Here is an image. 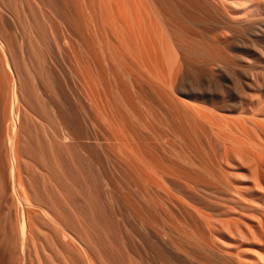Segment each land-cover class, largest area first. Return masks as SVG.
Instances as JSON below:
<instances>
[{
	"label": "rangeland",
	"instance_id": "1",
	"mask_svg": "<svg viewBox=\"0 0 264 264\" xmlns=\"http://www.w3.org/2000/svg\"><path fill=\"white\" fill-rule=\"evenodd\" d=\"M74 1L75 0H72V1L71 0H0V173H2V174H0V176L2 175L0 178H2L4 175L6 177V178L3 177L4 180L7 181L10 179V175H9L10 173H9V169H8L9 163H10L9 156L6 155L2 151L3 149L1 146H2L3 142L5 143V145L3 144V146H8V144H7L8 140L4 139V137H6L5 136V135H7L6 133H9L11 131L10 125L15 124L14 126L16 127V134H17L16 137H19L18 142L20 143L19 144V157H20V163H19V169L20 170H19V172H20V178L22 179V182L24 183V185H23L24 187L22 188V184H23L22 182H21L22 184L20 187H21V189H23L22 191L24 193L26 192L25 194H27V195L29 194L28 196H30L29 198H31V201L33 202V205H31V207L28 206L29 207L28 210L30 211V212H28V216H29L30 224H31L32 228H31V232H30L31 233V235H30L31 239L29 240L30 242H29L28 251H27L25 249L27 247L22 246V240L20 237V230H19L20 229L19 228L20 210H21V207L23 206L24 203L17 201L18 199L16 198V195H14L16 193L12 189H10L9 192L5 191L4 190L5 187H4V183H3L4 180H2L3 184H1V179H0V264H22L23 261H25L26 264H163L162 262L156 261V256H157L158 252H161L165 256H168V255L176 256L177 259L179 260V263L177 262V264H181V263L186 264L185 261H187V264H191L192 261L194 264H202V261L200 260L199 256L197 255V253L200 252L199 251L200 249L198 248L199 250H196V251H194V250H195V248L199 247L197 245L199 244L200 240L196 245V241L199 239V237L202 236L201 238L206 239L207 235H209L208 236L209 240L206 239L205 241H207L208 244H211L213 241H215L214 238L216 236H217L216 239L217 238H219L221 240L225 239L223 241H220L218 239L216 241L217 247L215 245H212L213 243H215V242H213L211 244L212 247H214V248L216 247V249L219 251L223 250V252H226L228 250L227 252L231 253V251H232V252H234L233 255H235V254L237 255L236 252L238 251L240 253V255L239 254L238 255L242 259H245L244 257L248 258L249 254H251L252 252H255L254 250H256V249L258 250V252L262 253L264 250V243L263 244L258 243V237L260 239L263 238L262 240L264 241V234L262 235V233H260V232L255 233V236H256V234L262 236V238H261V236H258V235L256 236V238H254L255 236H253L254 239H257V243L255 242L256 244L254 242L251 243V241H250V239L252 240L251 236H249V237L247 236V238L245 239V240L249 239L250 242H246L240 236H237L238 241L237 240H235V241L238 243L236 244L235 247H231V246H234L236 242L229 239L226 231L221 232V231H223L221 229L222 227L218 224H216L215 226H220V227H216L217 228L216 230L213 228L214 222L212 221V219H213L212 217H214V215H212V211L210 209H212L216 206H220L222 208L223 207H232L238 201L234 198L236 201L235 202L234 200H232L233 198L229 197V195H231V194H229V195L227 194L229 192L228 191L229 188H228L227 184H229V186L231 184H230V181H227V182H225V181L231 180V183L237 184L238 181L242 180L241 179L242 177L239 174H238V177H236V176H233L234 173H232L233 178H230V176H229V179L224 178L225 179L224 180L223 178H221L222 175L224 174L227 176V175H229V173L225 174V172H224L223 174H221L220 173L221 171H219V173L216 172L219 175H217L214 172V174L211 173V175L212 174L213 175L210 176L209 173H208L209 175H207V173L205 174V172L202 173L203 170L200 171V167L202 165H203L202 167H206L207 163H208L207 161L209 160V163H210L211 162L210 159H214L215 157H216V159H214V161L212 160V162H211V163L214 162L213 167H215V165H217L218 163L221 165H224V156L223 157L221 156V158H223V159L221 162L219 161V160H221L220 155H222L221 154V152H222L221 148L219 149L217 145H216L217 146L216 148H215V145H214V147L212 145V147H213L212 148L209 144H207L208 142L206 139H204V140H206V142L203 141V138H205L204 134L198 128H196V130L198 129L200 133L197 132L196 130H194V131H196L195 133H197L198 136L194 135V131L192 132L193 134L191 132H189L191 134H187V132H185L186 135L183 133L182 134L187 136V137L189 136L191 138V140L189 138H185V140L189 141L190 143L193 142V140H196V144L199 147L195 145V143H194L195 141L193 142L194 144L193 143L190 144L189 142H186L185 140H183V138L185 136L178 134L176 131L173 130V128L175 129V126L177 125V121L175 120L172 112L168 108H166V105L162 102V100H160V98L156 95V93L151 91L146 86L144 87V85L140 86V90H138V91H137V89H139V87H137V86L132 87V88H135V90H133L131 88L130 82L126 79V77L120 71L117 70V68H115L113 70V71H117V72L112 73L113 71H111V69H112V67L114 68V66L109 67L108 62L105 61L106 58L104 57V60H103L102 55L99 58V59H102L101 60L102 63L99 62L100 64L98 65V67L100 68V69L98 68L99 73H101L102 69L104 70V71H102L103 74L101 73L104 76H101V74H100V82H103L102 83L103 87L99 86L101 84L98 85L99 89L101 87V90H102V91L100 90V92H98V93L99 94L103 93L102 95L98 94V98H99L98 104L100 105L99 107L102 108V109H100V111L101 110L105 111L106 108H104V106H109L108 107V112H109L108 114L111 117H114L117 120H118L117 117H121L120 121L118 120L121 127L119 125H117L118 123L117 124L115 123V119L110 120L117 125V128L119 126L118 131L115 130V129H117L115 127L116 125L115 124H114L115 126L112 125L113 123L109 121L111 127H115V129L114 128H112V129H114L117 132L116 133L114 131L115 132L114 134L117 135L118 133H121V132L123 133L127 130H130V131H128L127 134H128V136H131V138L136 134V136L133 137L135 139L132 138V140L130 137L127 136L130 141L128 142V139H127L126 140L127 143L125 142V145L128 144L127 146H129L130 148L132 145L135 144L134 146H136V148L133 150L131 149L133 152H134V150L136 152V149H137L140 154L137 152L136 153L139 156H141V154H143V153H146V154H144L146 159H148L149 157H152V154L155 152L156 156H155V154H153V157L151 159H153L154 161H152L151 164L156 161L155 159H157V162L154 163L152 165V167H151L150 163H147V161L150 158L145 162L144 161L145 158H143V156H141L140 160H138L139 158H137V161L141 162V160L143 158V161H144L143 163H147L148 167L150 166L152 168L151 172L154 169H156V167L154 165L157 164V166H159L162 169V173H164V174H162L161 169L159 170L158 168L153 172L155 173L158 170V174L160 173L159 176L163 175L164 177L163 176H161V177H163L164 178L163 180H165L166 182L164 183L161 179H160L161 182H160V180L158 182L159 176L158 175H157V177L155 176L157 173L154 175L153 172L151 173L150 171H148V172H150V174H149V177L148 176H146V177L149 179L151 177L150 175L152 174L153 178H155V181L156 180L157 181L154 182V180H153V181H151V183L154 182V184H155L158 182L159 185L154 186V185H152L153 184L152 183L151 185L153 186L154 190L151 189L152 188V187L150 188L151 185H149V184L147 185V183H150L149 180H151L152 177L149 180L145 177L147 179V180H145V184L148 186V188H146V186L143 184L144 181L143 180L141 181V179L143 178L142 175L145 176L144 173L141 174L142 173L141 168L143 169L144 165L142 162L139 165V163L137 161H134V160H136V155H135L136 153L135 152H134L135 154L133 153L135 155L134 157H133V154H131L130 152H129V155L130 156L132 155V159L134 158L133 161L131 159L132 163L137 162V163H135L137 165L133 164L135 166V168L139 166L138 168L141 167L140 170H136L138 168L135 169L134 166H132L131 162H129L130 159L128 160L127 157L125 158L126 160H128L127 161L128 164L126 163L127 165L124 163L126 160L124 162H122L124 159H118V157H120V155L118 154L119 152L117 150H121L120 148H122L124 146L119 145V147H118L117 142H119V140H118L119 136L117 135V139H116V135L112 134L113 132L111 130L104 128L105 126H104L103 122H105V121H102L100 118L97 117L99 120L98 124H100V123L101 124L100 125L97 124V126L99 128L95 129V130H97L96 132L94 131V129L91 125V121L95 119L93 117H96L95 116L96 114L92 113V112H94V110L93 111L91 110V108L93 106L92 107L89 106V105H92V103H93V101L90 99L91 98L94 99V95L90 94L92 96L91 98H89V96H84V97L88 98V101H90V102L92 101L90 104L88 102H86V98H83L82 95H86L89 91L91 92V90L92 91L94 90V83H92V82H94V79H91V78L94 77V62L95 61H94V57L92 56L93 55V53H92L93 48H91L92 45H90V44H92V42H90L91 39H89V38H91V31H90L91 30V28H90L91 27V20H90L91 16H90L89 21L87 19V17L89 18L88 14L92 13V12H90V10L92 11L93 8H92V6H90L91 8L85 7V5H87V6L92 5V3L95 0H92L93 2L91 0H89V5H88V0H86V1H84V0L78 1L77 0L78 4H77V2L75 3ZM72 2H73V4H72ZM85 2L87 4H85ZM182 2H183V0H173L172 1V5L175 6V4H176V6L179 8L180 12L183 14L184 18L176 17V16L174 17L172 15H171V17H169V18L173 19V20L170 19L169 21H171L170 24L172 22L174 23V24L172 23L170 25V27L174 28L173 29L174 31L170 27H168V35H169V33L172 32L171 33L172 36L169 35L170 37L168 36V38H170V40L172 39V41L174 40L173 41L174 43H175V40L177 38L176 43L177 44L182 43L181 45H184L186 50L188 49L187 51L184 50V54L190 61L195 62L197 64H201V66L203 65L202 67L203 68L206 67V69L208 71H210L212 69L211 73L214 72L213 74L216 73V75H219V76L223 75V78H225V80H226V81H224V84L227 85L226 86L227 89L229 90V92L234 94V96H236L237 102L234 104L235 106H239V105L248 106L249 103L253 101V104L252 103H250V104L255 105L254 108L260 109L261 107H263L264 104L262 105V103H264V27L258 26L259 29L242 30V31L238 30L239 31L238 32L237 30L236 31L234 30V25H232L231 23H228V21H229L228 16L224 15V13L221 10H216V9H213L212 7L209 8L210 6L208 4H206V6L202 5V4L206 3L205 1H204V3H201L202 10H198V11L196 10V8L199 6L200 3L197 0H191V1L190 0H184V2L183 3ZM200 2H201V0H200ZM80 3H82V6L85 4L82 8L83 13L81 11L82 10L81 8L76 7V6H78V7L81 6V5H79ZM177 3H179V6ZM75 4H76V6H75ZM184 5H186L187 7ZM188 5H189V7H188ZM194 5H195V8H194ZM67 7H68V9H67ZM84 7L86 9L87 8H90V9L86 10ZM205 7H206V9H205ZM198 8H201V7H198ZM75 9H76V11H75ZM79 9H81V10L78 11ZM195 10L197 12H195ZM77 11H78V13L81 12V13H79L80 15L77 14ZM169 12L172 14L176 13L175 10L173 11L170 9H169ZM65 13L68 15H66ZM75 13L79 17L80 16L82 18H83V16H85V17L83 19L78 18V16ZM249 17H251V16H249ZM76 18H77V20H76ZM58 19L60 21H58ZM80 20H82L83 23ZM178 20H179V22H178ZM85 21H86V23H85ZM75 22L77 24H78V22H80V23L77 25V24H75ZM85 24H87L88 26ZM60 25H61V27H60ZM77 26L79 28L80 27L81 28L78 29ZM85 26H87L88 28H86ZM176 26H177V28H176ZM83 27L85 30L83 29ZM180 28H181V30L183 29L182 32H181ZM169 31H171V32H169ZM88 32L90 35L88 34ZM83 33H85V34H83ZM175 33L177 35H174ZM182 34L184 36L183 38H182ZM84 35H85V37H83ZM218 36L220 38H223V36H224L225 39H228L231 42L229 44V46L225 48V46L215 43L214 38L216 39V37H218ZM81 37H83L85 39V41L83 38L80 39ZM188 37H189V40H188ZM65 38L67 41L65 40ZM76 38H77V40H76ZM87 38H88V41H87ZM182 40H184V42ZM70 41L72 42V44L70 43ZM86 41L88 43H86ZM57 42L60 44V46L57 45L58 44ZM66 44H67V46H66ZM78 44L80 47L78 46ZM180 44H178V45H180ZM72 45H74V46L72 47ZM217 45H218V47H217ZM215 47L217 50L215 49ZM62 50H64L65 53ZM73 50H74V52H73ZM90 50H92V52H90ZM196 50H197V52H196ZM220 50H221V52H220ZM215 51H219V53H221V55L218 54L219 55L218 58L222 55H223V57H221V59L219 58L218 60L215 58L214 60L210 61L209 60L210 58L207 57V54L210 55V52H211L213 55V53H215ZM91 57L93 59H91ZM75 58L76 59L78 58V59L76 60ZM225 59L229 63L226 66L229 69H231V72L234 71L233 75H235V72H236V75H237L236 77L233 75H229L231 73L230 72L228 73V71H226L227 73L225 71H224V73H221L218 71L219 66H222V67L225 66V65L223 66L221 63L222 61H225ZM214 62L216 63V65ZM77 63H79L78 64L79 67H78ZM90 63L92 64V66H90L91 65ZM180 63H182V62H180ZM82 64H83V66H82ZM75 65L77 66V68ZM70 66L72 67L71 69H70ZM181 66L183 67V63L181 64ZM79 68L84 69V71H82V69L79 70ZM73 69H76L77 71L73 70ZM86 70H87V73L88 72L92 73V74L89 73V76L91 78L87 77L88 74L86 73ZM71 71H74V72H71ZM76 72H77V74H76ZM79 72H81V73H79ZM118 72L120 73V75L122 74L123 77H122V75L119 77ZM82 73L85 74L86 76L85 75L83 76ZM79 74L81 77L82 76L84 78L87 77V79L85 78L86 80H89L88 78H90L93 81L90 80L91 82L86 81V83H85L84 78H83V80H81L82 78L79 76ZM73 75H74V77H73ZM92 75H93V77H92ZM108 76H110V78ZM112 79L114 81H111ZM232 79L234 80L233 82H232ZM108 81H109V83L106 84V82H108ZM117 81H120V83L122 82L121 83L122 85L120 83H118ZM87 82H88V84L89 83L92 84L93 87L90 84H89L90 86L87 85ZM110 82H113V83L110 84ZM114 82L115 83L117 82L116 84L119 85L118 86L119 89L117 88L118 90H116V91H115V89L113 90V87H112V86H114V88L117 87V86H115L116 84H114ZM127 85L129 87H126ZM123 86H124V88H123ZM105 87H106V89H104ZM111 87H112V91L113 92L115 91L114 94L111 91ZM107 88L110 89L109 93H108V91H106V90H108ZM128 88H130L131 92H130V90H129V92L131 94L128 93V95H126V92H128V90H127ZM211 88L216 89L215 86L211 87ZM123 89H124L125 94L123 93ZM142 89H144V90H142ZM14 90H15V92H14ZM70 90L72 92H70ZM149 90H150V94H149ZM82 91H84V93ZM118 91L120 92V94L122 93L123 96L126 95L127 97L126 96L123 97L122 95L120 96ZM136 91L138 92V95H140V93H142L141 95L144 98L141 95H140V97L142 100L144 99L143 100L144 104L141 103L142 102L141 100H140L141 102L139 101L140 97L139 96L137 97ZM139 91H140V93H139ZM143 91H145V93ZM106 92H107V94H106ZM13 93H15V94H13ZM134 93H136V96ZM72 94H74L73 95L74 97H77L79 95V97L81 99L78 97L75 99L72 96ZM76 94H77V96H76ZM109 94H112L113 96L118 95V96H120V97H118L119 99L121 97L126 98L125 99V101L127 102V103L125 102L126 105L128 104L129 107L132 106L133 109L132 108L130 109L127 106H123V107H124V109H127L129 111L133 110L132 111L133 113H131V115H129L130 113L127 110L121 112L124 109L121 108V106H122L121 103L120 104L117 103V100H119V99H117V96L116 97L114 96L115 97V99H114L113 96L109 95ZM152 94L154 97L152 96ZM128 96H130V97H128ZM145 96H146V98L149 99V101L147 99H145ZM108 97L110 99L111 98L112 99L110 100ZM132 97H133V99L135 98L134 102L132 100ZM100 98L104 102L103 104H101L102 102H101ZM123 98H122V100H124ZM128 98L129 99L131 98V100H129ZM136 98H137V100H136ZM258 98H259V100H258ZM262 99H263V102H262ZM71 100H73V101H71ZM120 100H119V102H120ZM78 101H80V105H79ZM106 101H107V103H106ZM128 101H129V103H128ZM137 101H139V103ZM154 101H155V103H154ZM238 101H239V103H238ZM76 102H77V104H75ZM81 102H82V106H84L82 108V110L86 107L84 109L85 113H86V111L87 112H89L90 110L92 111V112L90 111L88 113L90 116L89 115L86 116L87 113L85 114L81 110V108H80V107H82ZM113 102L115 103L114 104L115 106L112 104ZM149 102H151V105ZM125 103L123 105H125ZM130 103H133V104H130ZM256 103H258V104H256ZM104 104H106V105H104ZM107 104H109V105H107ZM142 104L144 106L150 105L151 109L153 108L152 106H154L153 109L156 111L158 110V111L155 113V111H153V109L152 110L150 109V106L145 107V108L140 107L139 105L142 106ZM218 104H217V106L220 105V104L219 105ZM135 106H136V108H135ZM256 106H258V107H256ZM117 107H120V108H117ZM139 107H140V109H139ZM109 108H111V109L115 108V109H113L111 111ZM146 108L147 109L149 108V110L153 111L152 113L154 116H155V114H157L156 119H155V117L152 118L149 116L150 114L152 116V113L148 110H147V112H150V113H147L145 111ZM165 108L168 111H170L169 113H171V115H167L169 113H168V111H166ZM136 109L138 112L136 111ZM102 111H101L102 114L106 113L105 116L107 118L108 117L107 111H105V112H102ZM110 111L112 112L111 114H110ZM160 111H161V113H160ZM165 111L167 113H165ZM119 112L121 114H126V115L128 113L129 114H128L127 118H125L126 115L121 116V114ZM134 112H136L135 114H137V118L140 115L138 120L141 118V120H139V121H141L140 122L141 124L140 125L138 124L139 126H137V124H134L138 121L135 118L136 115L134 114ZM163 112L165 113V115ZM81 113L83 115H81ZM101 113H100V116L102 118L104 115L102 116ZM80 115L83 117H86V118L83 119V117H81ZM147 115H148V117L146 118ZM158 115L159 116L161 115V116L159 117ZM132 116L135 118L134 120H137V121H132L130 124V123H128V122H130L129 117L131 118V120H133ZM143 116H144V118H143ZM12 117H14V118H12ZM80 117H81V119H80ZM88 117H90L92 120ZM157 117H159V118H157ZM164 117L168 120V123L170 121L171 122L168 124L165 121ZM59 118H61V119H59ZM88 119H89V121H88ZM127 119L129 120L128 122L125 121ZM148 119L149 120L153 119V122L156 124L155 128L154 127L152 128V125L150 124L152 121L149 122ZM61 120H63V121H61ZM84 120L87 121V123L86 122L84 123ZM172 120H173V123H172ZM13 121H14V123H13ZM80 121L82 122L83 125L81 124ZM143 121L145 123H143ZM60 122L63 125L65 124L64 122H66L65 126L63 127V125ZM121 122H122V124H124V122H126L125 124H126L127 128L123 127V128H125L124 130L121 129L122 128ZM163 122L165 123V125L166 124L167 125L166 126L165 125L159 126V125H163L164 124ZM102 123H103V125H102ZM154 123H153V125H155ZM88 124L91 127L90 129L88 128ZM125 124H124V126H125ZM79 125L80 126L82 125L81 126L82 128L79 127ZM130 125H133L134 128L137 126L138 128L136 127L135 129H131L133 126H130ZM141 125H143V126L141 127ZM101 126H103V127H101ZM165 127L166 128L169 127L171 129L168 131V128L166 130ZM70 128H72L71 132L68 131V130H70ZM99 129H103L104 131L103 130L100 131ZM120 129L123 131H120ZM105 130H106V132H105ZM147 130H150V131L152 130L151 132L155 133V135L157 134L156 130L159 131L158 134H161V133L162 134L159 135V137L157 134L156 138H155V136H152L150 132H147ZM171 130L174 131L175 133L172 132ZM98 131H100V132L103 131L104 132V133L102 132L103 134L107 133L108 131H111V132H109L107 135L105 134L106 135V137H105L106 141H105V138L102 137L105 135H103L102 133H100ZM131 131H133V133H135L134 131H136V133L132 135ZM170 131L172 133H174V136H173V134H170L171 133ZM68 133H71V134L73 133V134L71 135ZM96 133L98 136L96 135ZM122 133L119 135L122 136ZM176 134H177V136L180 135L179 138L180 137L182 138V140H183L182 142H185V145H184V143H182L180 141L181 138H180V140H177L178 142L176 141V139H177V137H175ZM92 135H94L96 140L94 139V137ZM123 135L126 136L125 133ZM170 135H172V136L170 137ZM193 135H194V137H193ZM199 135H200L201 139L197 140L196 136L199 138ZM121 136L119 137V139H122ZM125 136L124 137L122 136L124 141L126 139ZM139 137L142 140H139ZM166 137H167V139H166ZM146 138L149 140H147ZM97 139H99L100 141ZM110 139H111V141H110ZM156 139H158V140H156ZM101 140H104V142H107V140H109L107 143L110 142L109 143L110 145L115 141L116 144L113 143L114 144L113 146L116 145L119 149L115 146L117 149L116 151L113 150L115 152V154L112 151L110 153L109 150H112V148H113L112 145L109 146V144L104 143L103 141H102V147L104 145L105 146L107 145L108 147L104 146V148H105L104 150L100 149L99 147H101V146H98L96 144V142L98 143V141H99L100 144L99 143L98 144L101 145ZM123 140H120V144L122 143ZM134 140H136V141H134ZM143 140L144 141L146 140V141L144 142ZM172 140H174V141H172ZM200 140H202V142ZM147 141L148 142L151 141V142L147 143ZM159 141L162 142L160 144H161V146H163V148L166 147L165 148L166 151H164L163 148L160 146ZM130 142L132 143V145H130ZM180 143L183 144L184 146H186L187 144L188 145H187V147H184L182 149L183 145L180 147V145H181ZM199 143L201 145H199ZM171 144L173 145V148H175L174 146H176V150L178 153L177 156H175V159H174V157L172 158V156L176 155L175 154L176 151L172 148ZM203 144H205L203 146L204 148L202 147ZM156 145L159 148H157ZM120 146H122V147H120ZM177 147H180V148H177ZM188 147L191 148L190 149L191 153H190V150H188L189 149ZM193 147H195V148L197 147L198 149H200V152L198 149H197V151L199 153L196 150L194 151L195 148L192 149ZM208 147H209V149H208ZM96 148H98L99 150H97ZM128 148L127 147H125L124 149L122 148V150H121L122 152L121 151L120 152L123 153L124 150H126ZM140 148H141L142 152L144 150L145 151L143 153H141ZM153 148H155V150ZM185 148L187 149V153L189 151V154H192V155H189L188 157H190V156L193 157L192 159L195 161L197 159H195L194 155H196L198 157V161H196L195 164H192V165H196V163L203 160V162L201 161L202 163H200L199 166H197L199 168L200 172H198L197 168L194 169L196 166L195 167L193 166L194 168H191L192 166L189 164V166H191L190 167L191 170L189 169L190 171L188 170L189 166L186 167V165H188L187 162H189V161H187V160L185 161L182 158V157L185 158V156L187 155L185 153L186 152ZM201 148H203V150H201ZM206 148H207V150H206ZM107 149H109V150H107ZM178 149L181 150V152ZM204 149L206 151H210L211 153L206 152ZM213 149H215V150L217 149L216 151H214V152H217L216 153L217 156L212 151ZM149 150H151V151L149 152ZM103 151H106V152H103ZM128 151H130V150H128ZM183 151H185V152H183ZM99 152H100V155H99ZM107 152H109V153H107ZM127 152L125 151L126 154H128ZM103 153L108 154V156H110V157L105 156L106 154H103ZM160 153H163L165 156L163 154H160ZM207 153H209V154H207ZM212 153L215 155L214 158H212L214 156ZM147 154H150L151 156L150 155L148 156ZM167 154H169V155H167ZM184 154H185V156H183ZM129 155H126V156H129ZM160 155H162L161 158H160ZM179 155L181 156L183 161L177 160L178 158H180ZM209 155H211L212 157ZM124 156L122 155L120 158H122ZM168 156H170V158H168ZM155 157H158V158H155ZM163 157H165V158H163ZM188 157L185 159H189ZM202 157H205L206 160L208 159L206 161L207 163L204 161L205 158L203 159ZM109 158H110V160H109ZM115 158H116V160H115ZM217 158H219V159L217 160ZM95 159H97V160H95ZM111 161L114 164L113 166H112ZM116 161H118V162L120 161V163H116ZM158 161H163V162L161 163ZM177 161L180 163L182 162L181 165H180V163L177 164L178 163ZM215 161L216 162L219 161V162H217V164H215ZM148 162H150V161H148ZM183 162H184V164H183ZM122 163L129 170V172H126L128 170L123 166ZM160 163H161V165H159ZM168 163H172V164H168ZM189 163H193V162H189ZM203 163H205L206 165ZM211 163L209 164V166L210 165L212 166ZM119 164L124 168H121ZM166 164H168L170 166H168ZM183 165H185V166H183ZM115 166H116V168H115ZM129 167H132L135 170L132 171V169ZM110 168H111V171H110ZM117 168H118V171L115 170ZM171 168L173 169L172 172H171V170H169ZM120 169H122V170H120ZM145 169L150 170L148 168H145ZM145 169H143V172H145L147 175L148 172H147V170L145 171ZM193 169L196 171V173L194 171H192ZM167 170H168V173H167ZM186 170L189 171L190 173H192V172L193 173L190 174ZM125 172L127 175L125 174ZM139 172H141L140 175H139ZM116 173H117V175H116ZM135 173H137L136 175H138L137 178H136V176H134ZM199 173H201L202 175ZM129 174L130 175L132 174V175L130 176ZM167 174H169V176ZM204 174L207 176H210L209 178L212 177L210 179L212 182H215L216 178H218V180H219V178H221L222 183L225 182L223 184L226 185V188H228V190H225V191L216 190L218 187H219L218 189H221V188L226 189V188L221 186L220 185L221 182L218 180L215 183L216 185L214 183L212 184V182L207 183L208 182V181H206L207 179L202 177V176H204ZM177 175L180 176V177H178L179 180L176 177ZM191 175L193 178L191 177ZM214 175H217L219 177L214 176ZM235 175H237V174H235ZM167 176H168V178H167ZM171 176H172V179H171ZM207 176H205V177H207ZM226 176H224V177H226ZM214 177H216V178L213 179ZM235 177H236V179H235ZM166 178L168 179V182L169 181L171 182V185H170V182L169 183L167 182ZM175 178L178 180L179 183L175 180ZM182 178H184V180ZM209 178H208V180H209ZM238 178H240V180ZM185 179L188 181V184H190V183H192V184L188 185L187 182H184V181H186ZM130 180H131V182H130ZM210 180H209V182H210ZM234 180H237V181H234ZM6 181H4V182H6ZM147 181H149V182H147ZM11 182H10V184H11ZM197 182L199 183V185H196ZM166 183L170 185L169 188H171V189H173V191H175L174 196L177 199L174 198V196H173L174 193L172 191H170L172 194L169 192V188H167L168 190L165 189L166 192L164 191V188H166V185H165ZM181 183H183V184H181ZM208 184H211V186ZM234 184H232V185H234ZM183 185H185V186L187 185V187H185ZM159 186L161 188L163 186V191L165 192V194H164V192H162V190L160 191ZM174 186L177 187L176 188L177 192H176ZM192 186H193V188H192ZM261 186H263V185H261ZM20 187H18V188L20 189ZM172 187H174V188H172ZM183 187L186 190H184ZM194 187H196V188H194ZM197 187L201 188V190L198 189ZM189 188L192 191L189 190ZM261 188L263 189L264 186ZM25 189H27L28 191L27 190L25 191ZM145 189L146 190L148 189V191L150 190V192L148 193V191H144ZM179 189H181V191ZM193 189H195V191H193ZM211 190H213L212 192H214V193H212ZM196 191L199 192L200 196L196 195V194H198ZM201 191L203 193H201ZM215 191L217 193H215ZM262 191H263L262 193H264V189ZM193 192H196V193H193ZM221 192H224V193H221ZM156 193L157 194L160 193V195L155 196ZM176 193H177V195L179 193V195H180L179 197H181V195H182L184 197V199L187 200L186 204L189 203V207L191 209L187 208L188 205L183 203L184 199L182 197L181 198L183 200H182V202L180 201L181 199L176 195ZM210 193H212V195ZM166 194H167V196H170L169 194H171L173 196V198L171 197V199L172 200L175 199L173 201H176L175 202L176 205L170 200V198H167ZM201 194L205 195V196H203L204 199L201 198V196H202ZM214 194H219V195L221 194L222 196L216 195L217 196L216 197ZM141 196L143 198H141ZM197 196H199V197H197ZM232 196L235 197L236 195L233 194ZM144 197H147V199ZM158 197H161V199H159ZM230 198L233 201V203L230 202V200H227ZM256 198H257V201H259V204L261 203L260 205L264 206V194L257 195ZM162 199H164V200L161 201ZM166 199H169V201H168L169 203L167 202ZM220 199H223V200H220ZM146 200H148V201H146ZM165 200H166L167 204H164ZM177 200L180 202V204L181 203L183 205L185 204L186 207L183 208L182 205L179 206V202ZM218 200H220L221 202H219ZM170 201H171V203H170ZM210 201H211V203H210ZM247 201H248V203L246 202L247 204L253 203V202L258 203V202H255V200L254 201L251 200L252 202H250V200L248 199ZM147 202H149V203H147ZM34 203H36V204H34ZM172 203H173V205H172ZM251 205H253V204H251ZM254 205H256V204H254ZM175 206L176 207L179 206V208L176 209ZM179 209L183 213L181 211H179ZM186 209L188 210V213L186 212ZM194 209H199L201 211L204 210V212L209 213L211 222H206L207 224H205L204 221H203V223L201 222L202 219H198L200 221L196 220V218H197L196 215L192 214ZM46 211H48V212H46ZM208 211H210V212H208ZM188 214L192 215V217L188 216ZM183 215L184 216L187 215V217H186L187 220L185 219V217ZM193 215L196 217L195 220L198 222V224H196L197 222H195V220H193V219L191 220V218L194 217ZM140 217H141L142 221H140ZM52 218H54L56 220L58 225H57V223L56 224L53 223ZM190 220H191V222H190ZM188 221H189V223H188ZM199 222H200V224H199ZM142 223L144 224V226H142L143 225ZM193 223H195V224L193 225ZM203 224H205V226L208 227V230L210 229V225L212 224L211 227L213 230L211 231V233L213 235V233L215 231V234H216V235L214 234L215 237L212 238L213 241H211L210 239L214 235L212 236L210 231H209L210 234L205 233V231L206 232H208V231L206 230L207 228H205ZM191 225H193L194 228L197 230H198V228H200L199 230L202 233V235L199 236V234H200L199 230L197 232V230H195ZM196 225L198 226V228ZM56 227H58V230ZM191 227L195 231H193V229H191ZM218 229H220V230H218ZM216 231H217V233H216ZM218 231H220V232H218ZM188 232H189V235L193 234V235H191L190 238L188 237L190 239V241H188V239H187V236H189V235H187ZM220 233H222V234H220ZM194 234H197L199 236V237H197L198 238L197 240H194L195 241L194 243L196 246L192 245V244H194L193 239H196V238H194ZM197 235H195V237ZM238 237H240L241 239L240 238L238 239ZM162 238H163V240H162ZM203 239H201L202 242H203ZM260 239H259V242L262 243V241H260ZM157 240H160L161 244H156ZM173 240L176 242H174ZM209 241H210V243H209ZM254 241H256V240H254ZM180 242L183 244H181ZM184 242L189 243L190 245L188 244V246L192 245V247H194V246L195 247L190 248L187 245H184L185 244ZM220 242H222V243L225 242L224 243L225 246L223 244H221ZM227 242L231 243V244L229 243L231 248H229V245ZM172 243L173 244L177 243L180 245V247H182L184 249L182 250L178 245L177 246L181 250L177 247L174 248L173 246L175 244L173 245ZM233 243H234V245H233ZM170 244H172L173 246ZM169 246H172V247H169ZM201 246L202 245H200V247ZM240 246H241V248L243 247L244 249L246 247L251 249V247H252V249H254V250H252V251L250 250L251 253L249 251L247 253L246 250L243 249V251H242L241 248L239 249ZM186 247L189 248V250L186 249ZM219 247H221L222 250ZM172 248H174V250H176V252ZM24 250H26V253ZM184 250H185V252H184ZM187 250L190 251V253L192 255ZM239 250H241V252ZM186 252H187V254H185ZM245 252H246V254H245ZM188 254H190V256H188ZM183 255H185V256H183ZM186 255L190 258L193 257L192 259H196L197 257L199 259L197 258L196 260H191L189 258L191 260L190 261ZM193 255L196 256V258H194ZM257 255H258V253H257ZM241 256H243V257H241ZM182 258H183V260H182ZM195 261H197L198 263L197 262L195 263ZM224 263L230 264L228 262H224ZM221 264H223V263H221Z\"/></svg>",
	"mask_w": 264,
	"mask_h": 264
},
{
	"label": "bare ground",
	"instance_id": "2",
	"mask_svg": "<svg viewBox=\"0 0 264 264\" xmlns=\"http://www.w3.org/2000/svg\"><path fill=\"white\" fill-rule=\"evenodd\" d=\"M72 1V0H71ZM79 1V0H78ZM84 1H86V0H84ZM92 1V0H91ZM90 1V2H91ZM172 1L173 0H95L93 3H92V5H89V0H88V5L89 6H87V5H85V4H87L86 2H85V7H90V6H92V11L90 10V12H92V13H90V14H88L89 15V18L87 17V19H88V21H89V19H90V16H91V38H89V39H91L90 40V42H92V44H90V45H92V47L91 48H93V52H92V50H90V52H92L93 53V57H94V77H93V75H92V77L93 78H91L90 76H89V73L90 74H92L91 72H88L87 73V70H86V73L88 74L87 75V77H90L91 79H94V82H92V83H94V92L91 90V92L89 93H87L86 95H82L83 96V98H86V102H88L89 104L93 101V103H92V105H89V106H93L92 108H91V110L93 111L94 110V112H92L91 110V112L94 114H96L95 116L96 117H93V118H95L94 120H92L90 117H88V118H90L92 121H91V125H92V127H93V129H94V131L96 132L97 130H95L96 128L98 129L99 127L97 126V124L99 123L98 121V118H100L102 121H105V122H103L104 123V128L106 129H108V130H111L113 133L112 134H114L116 131H118V128H119V126H120V123L118 122V120L120 121V119H121V117H117L118 118V120L116 119V118H114V117H111L108 113V107L109 106H104V108H106L105 109V111H107V115H108V119L106 118V113H101V111H100V109H102L101 107H99L100 105L98 104V100H99V98H98V92H100V90H101V87H100V89H99V87H98V85L99 84H101V85H99V86H102L103 87V82H100V74L102 73L103 74V72L102 71H104L102 68V70H101V73H99V70H98V65L100 64L99 62H101L102 63V59H99L100 58V56L102 55L103 56V60H104V57L106 58V62H108V64H109V67H111V66H114V68L112 67V69H111V71H113L115 68H117V70L118 71H120L125 77H126V79L130 82V84H131V88L132 87H139V89H137V91L138 90H140V86H142V85H144V87L146 86L147 88H149L151 91H153L154 93H156V95L160 98V100H162V102L166 105V108H168L171 112H172V114H173V116H174V118H175V120L177 121V125L175 126V129L173 128V130L174 131H176L178 134H181V135H183V134H185V132H187V134H191L194 130H196V128H198L199 130H201V132L204 134V137L205 138H203V141H205L206 142V140H207V144H209L211 147H212V145H213V147H214V145H215V148L218 146V148L220 149L221 148V150H222V152H221V154L222 155H220V159L221 160H219L220 162L222 161V159L223 158H221V156L223 157L224 156V165H221V164H217V162H219V161H215V164H217V165H215V167H213V163H211L212 162V160L214 161V159H216V157H215V155H216V153L217 152H214V151H216L215 149H213L212 151L214 152V156L212 157L211 155H209V156H211L212 158H214V159H210L209 157V159H210V163L212 164V166L210 165L209 166V160L207 161L206 160V158L205 157H202L203 159H204V161L207 163V166L206 167H200V171L201 170H203L202 171V173L203 172H205V174L207 173V175H209L210 174V176H212L213 174H214V172L216 173H219V171H221L220 173L221 174H223L224 172H225V174H228L229 173V175H222V177L221 178H227V179H229V176H230V178H233V176H236V177H238V174L242 177H240L242 180H240V178H238L240 181H238V183L237 184H234V183H231V180H226L225 182H227V181H230V184L232 185V184H234V185H230L229 186V184H227V186H228V188H229V190H228V188H226V185H224L223 183H225V182H223L222 183V179L221 178H219V180H218V178H216V177H214L213 179H215L216 181L218 180V181H220L221 183H220V185L221 186H223V187H225L226 189H216V190H218V191H220V190H223V191H225V190H228L229 192L227 193L228 195L229 194H231V195H229V197H231V198H233L232 200H234L235 201V199L236 200H238L237 201V203L234 205V206H232V207H220V206H216V207H214V208H212V209H210L211 211H212V215H214V217H212L211 219H212V221L214 222V225H213V228L216 230L217 228L216 227H222L221 229L223 230V231H221V232H224V231H226V233H227V236L229 237V239L230 240H233V241H235V240H237V236H240L242 239H246L247 238V236L249 237V236H251V238H252V240L250 239V241H251V243L252 242H256L257 243V239H254V238H256V236L258 235V234H256V236H255V233H258V232H260V233H262V235L264 234V206H262V205H260L259 204V201H257V198H256V196L257 195H260V194H264V193H262L263 191V189L261 188V187H263L264 186V106L263 107H261L260 109L258 108H254V106L255 105H252L253 104V101L252 102H250V103H252V104H250L249 103V105L248 106H243V105H239V106H235L234 104L237 102V100H236V96H234V94H232L231 92H229V90L227 89V85L226 84H224V81H226L225 80V78H223V75L222 76H219V75H216V73L215 74H213V73H211V70L210 71H208L207 69H206V67L205 68H203L202 66H201V64H197V63H195V62H192V61H190L186 56H185V54H184V50H186L185 49V47H184V45H181L180 43H178V44H180V45H178L176 42V40H177V38H176V40H175V43L172 41V39L170 40V38H168V36L170 35V36H172L171 35V31H169V32H171V33H169V35H168V27H170V25L173 23H171L170 24V22L171 21H169L170 19H172V18H169V17H171V15L172 16H176V17H181V18H184L183 17V14L180 12V10H179V8L176 6V4H175V6L174 5H172ZM191 1V0H190ZM200 4H199V6L198 7H201V8H196V10L198 11V10H202V5H205L206 6V4H208L207 6L209 7V8H213V9H216V10H221L223 13H224V15H227L228 16V18H229V21H228V23H231L232 25H234V30L236 31H238V30H240V31H242V30H254V29H259V27L258 26H263L264 27V0H201V2H200V0H197ZM204 1L206 2L205 4H202L201 5V3H204ZM231 1V2H230ZM233 1V2H232ZM75 3L77 2V0H75L74 1ZM83 2V1H82ZM183 2H184V0H183ZM182 2V3H183ZM196 2V1H195ZM67 3V2H66ZM71 4V3H70ZM72 4H73V2H72ZM77 4H78V2H77ZM178 4V6H179V3H177ZM185 4V3H184ZM189 4V3H188ZM197 4V3H196ZM67 5V4H66ZM79 5H81V6H76V4H75V6L77 7V8H83V6H82V3H80ZM187 5V4H186ZM186 5H184V6H186ZM74 6V5H73ZM74 6V7H75ZM66 7V6H65ZM75 7V8H76ZM84 7V8H85ZM187 7V6H186ZM188 7H189V5H188ZM55 8V7H54ZM91 8V7H90ZM90 8H87V9H90ZM166 10H165V9ZM194 8H195V5H194ZM204 8V7H203ZM67 9H68V7H67ZM73 9V8H72ZM81 9H79L78 11H80ZM86 9V8H85ZM86 9V10H87ZM169 9L170 10H175V12L176 13H170L169 12ZM190 9V8H189ZM193 9V8H192ZM205 9H206V7H205ZM208 9V8H207ZM195 10V12H197ZM204 10V9H203ZM73 11V10H72ZM75 11H76V9H75ZM74 11V12H75ZM78 11H77V14L78 15H80L79 13H81V12H79L78 13ZM82 11V13H83V9L81 10ZM193 11V10H192ZM66 14V13H65ZM76 14V13H75ZM76 14V15H77ZM175 14V15H174ZM186 14V13H185ZM66 15H68V14H66ZM77 15V16H78ZM83 15V14H82ZM87 16V15H86ZM249 16H251V17H249ZM61 17V16H60ZM59 17V18H60ZM74 17V16H73ZM85 16H83V18H84ZM75 18V17H74ZM78 18H81V19H83L81 16L79 17L78 16ZM63 19V18H62ZM175 19V18H174ZM178 19V18H177ZM186 19V18H185ZM189 19V18H188ZM76 20H77V18H76ZM173 20V19H172ZM182 20V19H181ZM58 21H60L59 19H58ZM75 21V20H74ZM81 22H82V20H80ZM84 21V20H83ZM62 22V21H61ZM66 22V21H65ZM64 22V23H65ZM178 22H179V20H178ZM63 23V24H64ZM80 22H78V24H79ZM83 23V22H82ZM85 23H86V21H85ZM89 23V22H88ZM227 23V22H226ZM61 24V23H60ZM67 24V23H66ZM75 24H77L76 22H75ZM77 24V25H78ZM174 24V23H173ZM186 24V23H185ZM85 25H87V24H85ZM177 25V24H176ZM180 25V24H179ZM72 26V25H71ZM84 26V25H83ZM88 26V25H87ZM87 26H85L86 28H88ZM181 26V25H180ZM60 27H61V25H60ZM65 27V26H64ZM70 27V26H69ZM77 28L78 29H80L78 26H77ZM172 30L174 29L173 27H170ZM176 28H177V26H176ZM179 28V27H178ZM62 29V28H61ZM83 29H84V27H83ZM63 30V29H62ZM66 30V29H65ZM74 30V29H73ZM76 30V29H75ZM85 30V29H84ZM88 30V29H87ZM177 30V29H176ZM180 30H181V28H180ZM174 31V30H173ZM183 31V29L181 30V32ZM68 32V31H67ZM80 32V31H79ZM83 32V31H82ZM178 32V31H177ZM180 32V33H181ZM239 32V31H238ZM69 33V32H68ZM81 33V32H80ZM186 33V32H185ZM76 34V33H75ZM83 34H85V33H83ZM88 34H89V32H88ZM81 35V34H80ZM90 35V34H89ZM174 35H177L176 33L174 34ZM221 35V34H220ZM76 36V35H75ZM82 36V35H81ZM87 36V35H86ZM169 36V37H170ZM186 36V35H185ZM55 37V36H54ZM69 37V36H68ZM83 37H85V35L83 36ZM83 37H81L80 39H82ZM184 36H183V34H182V38H183ZM173 38V37H172ZM179 38V37H178ZM60 39V38H59ZM84 39V38H83ZM185 39V38H184ZM187 39V38H186ZM65 40H66V38H65ZM76 40H77V38H76ZM188 40H189V37H188ZM213 40V39H212ZM67 41V40H66ZM65 41V42H66ZM73 41V40H72ZM83 41V40H82ZM84 41H85V39H84ZM87 41H88V38H87ZM86 41V43H88ZM183 42H184V40H182ZM63 42V41H62ZM74 42V41H73ZM214 42L215 43H217V44H221V45H223V46H225V48L226 47H228L229 46V44L231 43L228 39H225L224 38V36H223V38H220L219 36L218 37H216V39L214 38ZM58 43V42H57ZM70 43L72 44V42L70 41ZM75 43V42H74ZM85 43V42H84ZM85 43V44H86ZM64 44V43H63ZM184 44V43H183ZM187 44V43H186ZM190 44V43H189ZM188 44V45H189ZM57 45H59L60 46V44L58 43ZM75 45V44H74ZM74 45H72V47L74 46ZM187 45V46H188ZM213 45V44H212ZM211 45V46H212ZM66 46H67V44H66ZM78 46H79V44H78ZM85 46V45H84ZM196 46V45H195ZM80 47V46H79ZM83 47V46H82ZM199 47V46H198ZM197 47V48H198ZM217 47H218V45H217ZM222 47V46H221ZM84 48V47H83ZM90 48V49H91ZM196 48V47H195ZM202 48V47H201ZM211 48V47H210ZM224 48V47H223ZM68 49V48H67ZM73 49V48H72ZM71 49V50H72ZM80 49V48H79ZM85 49V48H84ZM190 49V48H189ZM215 49H216V47H215ZM188 50V49H187ZM186 50V51H187ZM217 50V49H216ZM62 51H64V50H62ZM191 51V50H190ZM211 51V50H210ZM73 52H74V50H73ZM83 52V51H82ZM196 52H197V50H196ZM214 52V51H213ZM220 52H221V50H220ZM64 53H65V51H64ZM81 53V52H80ZM186 53V52H185ZM58 54V53H57ZM188 54V53H187ZM207 54V53H206ZM218 54H220L221 55V53H219V51H215V53H213V55H212V53L210 52V55H208L207 54V57H209L210 59V61L211 60H214L215 58L218 60L219 58L221 59V57H223V55L222 56H220L219 58H218ZM78 56V55H77ZM83 56V55H82ZM211 56V57H210ZM200 57V56H199ZM225 57V56H224ZM81 58V57H80ZM76 59V58H75ZM78 59V58H77ZM76 59V60H77ZM90 59V58H89ZM91 59H93L92 57H91ZM191 59V58H190ZM196 59V58H195ZM223 60V59H222ZM221 60V61H222ZM93 61V60H92ZM74 62V61H73ZM180 62H182L183 63V67L181 66V64L182 63H180ZM105 63V62H104ZM199 63V62H198ZM215 63V62H214ZM222 63V65L224 66V67H222V66H219L218 67V71L219 72H221V73H224V71L226 72V71H228V73L230 72L231 74H229V75H233L234 74V71L233 72H231V69H229L226 65H228L229 63H228V61L225 59V61H222L221 62ZM79 63H77V65H78ZM91 64V63H90ZM89 64V65H90ZM71 65V64H70ZM215 65H216V63H215ZM218 65V64H217ZM76 66V65H75ZM82 66H83V64H82ZM81 66V67H82ZM90 66H92V64L90 65ZM232 66V65H231ZM234 66V65H233ZM78 67H79V65H78ZM85 67V66H84ZM235 67V66H234ZM72 67L70 66V69H71ZM76 68H77V66H76ZM82 68H79V70H81ZM100 69V68H99ZM210 69V68H209ZM73 70H76V69H73ZM237 70V69H236ZM235 70V71H236ZM70 71V70H69ZM77 71V70H76ZM82 71H84V69H82ZM106 71V70H105ZM110 71V72H111ZM71 72H74V71H71ZM114 72H117V71H113L112 73H114ZM79 73H81V72H79ZM85 73V72H84ZM105 73V72H104ZM119 73V72H118ZM227 73V72H226ZM225 73V74H226ZM75 74V73H74ZM76 74H77V72H76ZM83 74V73H82ZM81 74V75H82ZM101 74V76H104V75H102ZM107 74V73H106ZM121 74V75H122ZM72 75V74H71ZM85 74H83V76H84ZM109 75V74H108ZM120 75V73H119V77L121 76ZM123 75H122V77H123ZM228 75V76H229ZM79 76H80V74H79ZM81 77L80 79L81 80H83V78L84 77ZM86 76V75H85ZM233 76H237L236 75V72H235V75H233ZM73 77H74V75H73ZM87 77H85L86 79H87ZM109 78H110V76H108ZM84 78V82L86 83V81H90L91 79L90 78H88L89 80H86ZM230 78V77H229ZM234 78V77H233ZM77 79V78H76ZM235 79V78H234ZM78 80V79H77ZM122 80V79H121ZM231 80V79H230ZM91 81H93V80H91ZM90 81V82H91ZM111 81H114L113 79L111 80ZM234 80L232 79V82H233ZM88 82H87V85H89L88 84ZM118 83H120V81H117ZM116 82V83H117ZM82 83V82H81ZM84 83V84H85ZM107 83H109V81L108 82H106V84ZM111 83H113V82H110V84ZM115 82H114V84H116ZM122 83V82H121ZM120 83V84H121ZM78 84V83H77ZM83 84V83H82ZM109 84V85H110ZM126 84V83H125ZM91 86H92V84H90ZM89 85V86H90ZM108 85V86H109ZM122 85V84H121ZM124 85V84H123ZM78 86V85H77ZM105 86V85H104ZM115 86H117L116 88H114V86H112L113 87V90L115 89V91L116 90H118L119 88H118V86L119 85H115ZM216 87V89L215 88H211V87ZM93 87V86H92ZM112 87H111V91H112ZM126 87H129L128 85L126 86ZM118 88V89H117ZM121 88V87H120ZM123 88H124V86H123ZM13 89V88H12ZM73 89V88H72ZM104 89H106V87L104 88ZM108 89V88H107ZM133 90H135V88H132ZM146 89V88H145ZM69 90V89H68ZM110 89H108V90H106V91H108V93L110 92L109 91ZM128 90V92H126V95H128V93H130L131 92V90H130V88H128L127 89ZM126 90V91H127ZM129 90H130V92H129ZM142 90H144V89H142ZM150 90H149V94H150ZM13 91V90H12ZM102 91V90H101ZM114 91V92H115ZM120 91V90H119ZM118 91V93L120 94V92ZM136 91V93H137V97L139 96L140 97V95L142 94V93H140V91H139V93H140V95H138V92ZM14 92H15V90H14ZM70 92H72L71 90H70ZM76 92V91H75ZM83 93H84V91H82ZM93 92V93H92ZM113 92V91H112ZM114 92H113V94H114ZM144 93H145V91H143ZM152 92V93H153ZM117 93V92H116ZM117 93V94H118ZM123 93H124V89H123ZM136 93H134L135 94V96H136ZM153 93V94H154ZM13 94H15V93H13ZM89 94V95H88ZM94 95V99L93 98H91L92 96L91 95ZM103 94V93H102ZM101 93L99 94V95H102ZM106 94H107V92H106ZM118 94V95H119ZM125 94V93H124ZM131 94V93H130ZM147 94V93H146ZM153 94H152V96H153ZM74 94H72V96H73ZM109 95H112V94H109ZM108 95V96H109ZM118 95H116L117 96V99H119L118 97H120L121 95H122V93L120 94V96H118ZM126 95H124V96H126ZM71 96V97H72ZM76 96H77V94H76ZM84 96H89V98H91L90 100H92L91 102L90 101H88V98L87 97H84ZM113 96V95H112ZM115 96V95H114ZM113 96V98L115 99V97ZM123 96V95H122ZM123 96V97H124ZM132 96V95H131ZM134 96V95H133ZM142 96V95H141ZM70 97V98H71ZM74 97V96H73ZM78 98H80L79 97V95L77 96ZM77 97H74L75 99L77 98ZM100 97V96H99ZM123 97H121L119 100H120V102H119V100H117V103L118 104H120L121 103V108L122 109H124V107L123 106H127V107H129L128 106V104L126 105V101H125V99L126 98H123ZM127 97V96H126ZM128 97H130V96H128ZM143 97V96H142ZM148 97V96H147ZM154 97V96H153ZM109 98V97H108ZM107 98V99H108ZM122 98L124 99V100H122ZM144 98V97H143ZM244 98V97H243ZM260 98V97H259ZM259 98H258V100H259ZM74 99V100H75ZM81 99V98H80ZM79 99V100H80ZM110 99V98H109ZM112 99V98H111ZM110 99V100H111ZM129 99V98H128ZM127 99V100H128ZM145 99H147L148 101H149V99L148 98H146V96H145ZM151 99V98H150ZM153 99V98H152ZM261 99V98H260ZM78 100V99H77ZM76 100V101H77ZM100 100H101V98H100ZM109 100V101H110ZM129 100H131V98L129 99ZM132 100H133V102H134V100H135V98L133 99V97H132ZM136 100H137V98H136ZM142 102H141V101ZM144 100V99H143ZM143 100L141 99V97H140V99H139V101L141 102V103H143L144 104V102H143ZM158 100V99H157ZM156 100V101H157ZM71 101H73V100H71ZM85 101V100H84ZM122 101V102H121ZM139 101H137L138 103H139ZM147 101V102H148ZM234 101V102H233ZM251 101V100H250ZM102 102V103H101ZM101 104H103L104 102L101 100ZM125 103V105H123L124 103ZM260 102V101H259ZM258 102V103H259ZM262 102H263V99H262ZM261 102V103H262ZM78 103H79V105H80V101H78ZM106 103H107V101H106ZM116 103V104H117ZM128 103H129V101H128ZM150 103V105H151V102H149ZM148 103V104H149ZM154 103H155V101H154ZM157 103V102H156ZM220 105H219V104ZM238 103H239V101H238ZM258 103H256V104H258ZM69 104V103H68ZM75 104H77V102L75 103ZM87 104V103H86ZM111 104V103H110ZM113 105L115 104L114 102L112 103ZM130 104H133V103H130ZM129 104V105H130ZM135 104V103H134ZM142 104V106L141 105H139L140 107H148V106H150V105H147V106H144ZM217 104L219 105V106H217ZM264 103H262V105H263ZM104 105H106V104H104ZM107 105H109V104H107ZM146 105V104H145ZM158 105V104H157ZM160 105V104H159ZM81 106H82V102H81ZM86 106V105H85ZM103 106V105H102ZM112 106V105H111ZM115 106V105H114ZM113 106V107H114ZM119 106V105H118ZM131 106V105H130ZM138 106V105H137ZM156 106V105H155ZM84 106H82V107H80L81 108V110H82V108H83ZM140 107H139V109H140ZM153 108H154V106H152ZM160 107V106H159ZM165 107V106H164ZM256 107H258V106H256ZM79 108V107H78ZM86 108V107H85ZM84 108V109H85ZM117 108H120V107H117ZM130 109L132 108V106L131 107H129ZM135 108H136V106H135ZM152 108V109H153ZM165 108V109H166ZM75 109V108H74ZM82 110L83 111V113H85L84 111L85 110ZM88 109V108H87ZM111 111L113 110V109H115V108H109ZM121 109V110H122ZM133 109V108H132ZM150 109H151V106H150ZM151 109V110H152ZM159 109V108H158ZM119 110V109H118ZM127 109H124V110H122L121 112H123V111H126ZM142 110V109H141ZM147 110L148 111H150L151 113L153 112V111H155V113L158 111H156V110H154L153 109V111H151V110H149V108L147 109H145V111L147 112ZM18 111V110H17ZM74 111V110H73ZM80 111V110H79ZM89 111V112H90ZM105 111H102V112H105ZM110 111V114L112 113ZM129 113V115H131V113H133L132 111H129V110H127ZM135 111V110H134ZM136 111H137V109H136ZM143 111V110H142ZM164 111V110H163ZM166 111H168L167 109H166ZM165 111V113H167ZM170 111H168V113L170 112ZM14 112V111H13ZM89 112H87L86 111V116H88L89 114ZM102 114V118H101V116H100V113ZM138 112V111H137ZM150 112H147V113H150ZM239 112V113H238ZM15 113V112H14ZM76 113V112H75ZM80 113V112H79ZM120 113V112H119ZM136 112H134V114H135ZM145 113V112H144ZM160 113H161V111H160ZM159 113V114H160ZM164 113V112H163ZM165 113H164V115H165ZM235 113V114H234ZM16 114V113H15ZM14 114V115H15ZM18 114V113H17ZM121 114V113H120ZM128 114L126 115V114H121V116L122 115H126L125 116V118H127V116H128ZM81 115H83L82 113H81ZM80 115V116H81ZM100 117H99V116ZM113 115V114H112ZM136 116H135V118L138 120V118H139V116H138V118H137V114H135ZM156 115L157 114H155V116L153 115V113H152V116H151V114L149 115L150 117H155V119H156ZM167 115H171V113H169V114H167ZM62 116V115H61ZM76 116V115H75ZM90 116V115H89ZM114 116V115H113ZM159 116V115H158ZM161 116V115H160ZM159 116V117H160ZM15 117V116H14ZM14 117H12V118H14ZM78 117V116H77ZM81 117H83V116H81ZM81 117H80V119H81ZM98 117V118H97ZM148 117V115L146 116V118ZM159 117H157V118H159ZM172 117V116H171ZM170 117V118H171ZM62 118V117H61ZM61 118H59V119H61ZM67 118V117H66ZM86 117H83V119H85ZM105 118V119H104ZM110 118V119H109ZM133 116H132V119L133 120H131V118L129 117V119H130V122H128L129 120L127 119V120H125V121H127L128 123H130L131 124V122L132 121H137V120H134L135 119ZM143 118H144V116H143ZM162 118V117H161ZM165 118V117H164ZM173 118V119H174ZM16 119V118H15ZM78 119V118H77ZM104 119V120H103ZM112 119H115V123L117 124V125H119L118 126V128H117V125L114 123V122H112V121H110V120H112ZM123 119V118H122ZM169 119V118H168ZM66 120V119H65ZM87 120V119H86ZM124 120V119H123ZM139 120H141V118L139 119ZM137 121L136 123H134V124H137V126H139L141 123V121ZM143 120V119H142ZM149 120V119H148ZM162 120V119H161ZM61 121H63V120H61ZM67 121V120H66ZM88 121H89V119H88ZM112 122L113 124L112 125H114L117 129H115V127H111V125H110V122ZM114 121V120H113ZM122 121V120H121ZM147 121V120H146ZM152 121V122H151ZM165 121L168 123V120L165 118ZM71 122V121H70ZM81 122V121H80ZM87 123V121H85L84 120V123ZM139 122V123H138ZM149 122H151L150 124L152 125V128L154 127L155 128V126H156V124L153 122V119H151V120H149ZM148 122V123H149ZM171 122V121H170ZM169 122V123H170ZM13 123H14V121H13ZM61 123V122H60ZM65 124H66V122H64ZM103 123H102V125H103ZM126 122H124V124H125ZM132 123V124H133ZM143 123H145L144 121H143ZM153 123L155 124V125H153ZM164 123V122H163ZM168 123V124H169ZM172 123H173V120H172ZM176 123V122H175ZM62 124V123H61ZM65 124L63 125V127L65 126ZM79 124V123H78ZM81 124H82V122H81ZM101 124V123H100ZM100 124H98V125H100ZM121 124H122V122H121ZM124 124H122V128L121 129H125V128H127L126 127V124H125V126H124ZM133 124V125H134ZM139 124V125H138ZM149 124V125H150ZM15 125V124H14ZM13 124H11L10 126V132L9 133H6L7 135H5L6 137H4V139H7L8 141H7V144H8V146H3V144L5 145V143L3 142L2 143V151L6 154V155H8L9 156V160H10V163H9V167H8V169H9V175H10V179L9 180H4L3 179V177H5L4 175H3V177L2 178H0L1 179V184H3L4 183V190L5 191H7V192H9V190L10 189H12L13 191H15V193L16 194H14V195H16V198L18 199L17 201H19V202H21V203H24L23 204V206L21 207V210H20V224H19V230H20V237H21V240H22V246H25V247H27V248H25L27 251H28V246H29V240L31 239L30 238V235H31V224H30V219H29V216H28V212H30L28 209H29V207L28 206H30L31 207V205H33V202L31 201V198H29L30 196H28L27 194H25L22 190L23 189H21V184L23 183L22 182V179L20 178V172H19V163H20V157H19V142H18V140H19V137H16V127L14 126ZM83 125V124H82ZM81 125V126H82ZM86 125V124H85ZM133 125H130V126H133ZM148 125V126H149ZM165 125V123L163 124V125H159V126H164ZM167 125V124H166ZM165 125V126H166ZM70 126V125H69ZM80 125H79V127H81ZM97 126V127H96ZM136 126V127H137ZM143 125H141V127H142ZM101 127H103V126H101ZM111 129H110V128ZM121 127V126H120ZM123 127H125V128H123ZM135 127V128H136ZM140 127V128H141ZM158 127V126H157ZM82 128V127H81ZM88 128L90 129L91 127H90V125L88 124ZM112 128H114V129H112ZM134 128V126L131 128V129H135ZM138 128V127H137ZM149 128V127H148ZM147 128V129H148ZM151 128V129H152ZM163 128V127H162ZM168 128V131L171 129V128H169V127H167ZM167 128L165 127V129L167 130ZM71 129L72 128H70V130H68L69 132H71ZM120 129V131H123V130H121ZM196 130L197 132H199V130ZM82 130V129H81ZM87 130V129H86ZM100 131L101 130H103V129H99ZM127 130V129H126ZM153 130V129H152ZM151 130V131H152ZM164 130V129H163ZM100 131H98V132H100ZM104 131V130H103ZM102 131V132H103ZM111 131H108L107 133H105L106 135L109 133V132H111ZM115 131V132H114ZM119 131V132H120ZM128 131H130V130H127V131H125V132H121L122 133V136L124 137L125 135H123L124 133L126 134V136H125V141L123 140V137L121 136V135H119V134H121V133H118L117 135L120 137L121 136V138L122 139H119V137H118V140H119V142H117L118 143V147H119V145H122V146H124V147H122V146H120V147H122L123 149L125 148V147H129V146H127L128 144H126L125 145V142H126V140L128 139V137H130L131 138V136H128ZM139 131V130H138ZM150 130H147V132H150L151 133V135L152 136H155V138H156V135L159 133V131H157L156 130V132H157V134L155 135V133H152ZM162 131V130H161ZM172 131V130H171ZM170 131V132H171ZM174 131H172V132H174ZM196 131H194V135H197V133H195ZM84 132V131H83ZM93 132V131H92ZM102 132H100V133H102ZM105 132H106V130H105ZM132 132V135L133 134H135L136 133V131H134L135 133H133V131H131ZM141 132V131H140ZM154 132V131H153ZM170 133V134H173V136H174V133ZM189 132H191V133H189ZM99 133V134H100ZM104 133V132H103ZM102 133V134H103ZM117 133V132H116ZM130 133V132H129ZM161 133V132H160ZM183 133V134H182ZM200 133V132H199ZM68 134H71V133H68ZM73 134V133H72ZM71 134V135H72ZM78 134V133H77ZM93 134V133H92ZM105 134H103V135H105ZM162 134V133H161ZM161 134H158V137H159V135H161ZM168 134V133H167ZM193 134V133H192ZM76 135V134H75ZM96 135H97V133H96ZM101 135V134H100ZM99 135V136H100ZM106 135L105 136H102L103 138H105L106 137ZM114 135H116V134H114ZM117 135H116V139H117ZM186 135V134H185ZM185 135H183V136H185ZM194 135H193V137H194ZM93 137H94V135H92ZM98 136V135H97ZM111 136V135H110ZM128 136V137H127ZM134 136H136V134L134 135ZM133 136V137H134ZM139 136V135H138ZM137 136V137H138ZM172 135H170V137H171ZM180 136V135H179ZM179 136H177V134H176V136L175 137H177V139H176V141L177 140H180V138H179ZM198 136V135H197ZM196 136V139L197 140H199V139H201L200 138V135H199V138ZM101 137V138H102ZM115 137V136H114ZM132 137V138H133ZM150 137V136H149ZM157 137V138H158ZM18 138V139H17ZM99 138V137H98ZM110 138V137H109ZM113 138V137H112ZM132 138H131V140H132ZM173 138V137H172ZM185 138H189L190 140H191V138L188 136H185L184 138H183V140H185ZM76 139V138H75ZM74 139V140H75ZM94 139H95V137H94ZM133 139H135V138H133ZM147 139V138H146ZM151 139V138H150ZM166 139H167V137H166ZM174 139V140H175ZM193 139V138H192ZM195 139V138H194ZM204 139H206V140H204ZM93 140V139H92ZM96 140V139H95ZM97 140H99V139H97ZM113 140V139H112ZM120 140H123L122 141V143L120 144ZM137 140V139H136ZM136 140H134V141H136ZM139 140H142V139H140V137H139ZM147 140H149V139H147ZM156 140H158V139H156ZM171 140V139H170ZM174 140H172V141H174ZM182 140V138H181V142L183 141ZM4 141V140H3ZM100 141V140H99ZM99 141H98V143H99ZM102 141L104 142V140H101V145H99L97 142H96V144L98 145V146H101L102 147ZM105 141H106V138H105ZM109 140H107V142H108ZM110 141H111V139H110ZM130 140L128 139V142H129ZM144 141V140H143ZM146 141V140H145ZM144 141V142H145ZM171 141V142H172ZM186 141V140H185ZM195 141V142H194ZM201 142H202V140H200ZM95 142V141H94ZM93 142V143H94ZM107 142H104V143H107ZM113 142V141H112ZM111 142V143H112ZM139 142V141H138ZM141 142V141H140ZM149 142H151V141H149ZM148 141H147V143H149ZM178 142V141H177ZM186 142H189V141H186ZM193 142L195 143V145L196 146H198L197 144H196V140H193ZM193 142H189L190 144H192ZM199 142V141H198ZM200 142V143H201ZM110 143V142H109ZM109 143H107V144H109ZM113 143H115L116 144V142L114 141ZM111 144L112 145V150H109V149H107V150H109V152L111 153V151L115 154V152L114 151H116L117 149H116V147L115 146H113L114 144ZM127 143V142H126ZM160 143H162V142H160L159 141V144ZM173 143V142H172ZM182 143H184V145H185V142H182ZM193 143V144H194ZM199 143V145H201ZM6 144V145H7ZM124 144V145H123ZM181 144V143H180ZM95 145V144H94ZM104 145V144H103ZM110 144H109V146H111ZM130 145H132V143L130 142ZM135 145V144H134ZM134 145H132L131 146V148L129 147L128 149H126V150H124V154L123 153H121L122 151V148H120L121 150H117L119 153V155H120V157L123 155H125L126 153H125V151L127 152L128 150H130V151H128L127 153L128 154H126V155H129V152L131 153V154H133L134 152H135V150H134V152L132 151L133 149H135L136 148V146H134ZM172 145V144H171ZM170 145V146H171ZM176 145V144H175ZM183 144H181L180 145V147L182 146ZM183 145V147H182V149L184 148V147H187V145L186 146H184ZM205 144H203L202 145V147L204 146ZM217 145V146H216ZM105 146V145H104ZM104 146L101 148V147H99L100 149H105L104 148ZM107 146V145H106ZM105 146V147H106ZM151 146V145H150ZM160 146H161V144H160ZM208 146V145H207ZM108 147V146H107ZM117 147V148H118ZM133 147V148H132ZM149 147V146H148ZM147 147V148H148ZM156 147H157V145H156ZM162 148H163V146H161ZM175 148H173V145H172V148L176 151V155H174V156H172V158L174 157V159H175V156H177V150H176V146H174ZM180 147H177V148H180ZM199 147V146H198ZM210 147V148H211ZM212 147V148H213ZM115 148V149H114ZM157 148H159V147H157ZM166 148V147H165ZM165 148H163V150L164 151H166L165 150ZM189 149L188 150H190L191 148L190 147H188ZM195 147H193L192 149H194ZM204 148V147H203ZM203 148H201V150H203ZM211 148V149H212ZM97 150H99L98 148H96ZM119 149V148H118ZM132 149V150H131ZM152 149V148H151ZM154 150H155V148H153ZM186 149V148H185ZM184 149V150H185ZM197 147L194 149V151L196 150L197 151ZM208 149H209V147H208ZM218 149V150H219ZM114 150V151H113ZM140 150H141V148H140ZM144 150V149H143ZM160 150V149H159ZM179 150V149H178ZM199 150V152H200V149H198ZM205 150V149H204ZM206 150H207V148H206ZM205 150V151H206ZM102 151V150H101ZM121 151V152H120ZM145 151V150H144ZM143 151V152H144ZM151 150H149V152H150ZM153 151V150H152ZM163 151V152H164ZM180 152H181V150H179ZM178 151V152H179ZM193 151V150H192ZM103 152H106V151H103ZM109 152H107V153H109ZM136 152L137 153H139L138 152V150L136 149ZM135 152V153H136ZM142 152V150H141V153H143ZM147 152V151H146ZM154 152V151H153ZM161 152V151H160ZM179 152V153H180ZM183 152H185V151H183ZM182 152V153H183ZM198 152V151H197ZM196 152V153H197ZM198 152V153H199ZM204 152V151H203ZM206 152H210V151H206ZM219 152V153H220ZM134 153V154H135ZM135 154L136 155V160H134V161H137V158H139L138 160H140V158H141V156H143V158H145V156H144V154H146V153H143V154H141V156H139L138 154ZM152 153V152H151ZM157 153V152H156ZM187 155L185 156V154L183 155V156H185V158H187L189 155H192V154H189V151H188V153H187V149H186V152H185ZM190 153H191V150H190ZM197 153V154H198ZM211 153V152H210ZM218 153V154H219ZM103 154H106V153H103ZM113 154V155H114ZM117 154V155H118ZM133 154V157L135 156ZM140 154V153H139ZM153 154H155V152L153 153ZM153 154H152V157H153ZM160 154H163V153H160ZM195 154V153H194ZM207 154H209V153H207ZM99 155H100V152H99ZM124 156V157H122V158H120V157H118V159H124L122 162H124L126 159V157L128 158V160L130 159V161L129 162H131V159H132V155L129 157V156ZM148 156L150 155V154H147ZM146 155V156H147ZM164 155V154H163ZM167 155H169V154H167ZM166 155V156H167ZM181 155V154H180ZM179 155V156H180ZM105 156H107V157H110V156H108V154H106ZM115 156V155H114ZM151 156V155H150ZM155 156H156V154H155ZM161 156L162 155H160V158H161ZM165 156V155H164ZM200 156V155H199ZM217 156V155H216ZM116 157V158H117ZM152 157H149L150 159L152 158ZM194 157H195V159H197L196 161H198V157L196 156V155H194ZM197 157V158H196ZM11 158V159H10ZM116 158H115V160H116ZM143 158H142V160H141V162L143 163L144 161L146 162L148 159H146L145 158V160L143 161ZM155 158H158V157H155ZM163 158H165V157H163ZM168 158H170V156H168ZM178 158V157H177ZM176 158V159H177ZM180 158H181V156H180ZM180 158H178L177 160H182L183 161V159L186 161H189V162H193V163H189V162H187V164L188 165H186V167L187 166H189V164L192 166H189V168H188V170L190 169V167L191 168H194L195 166V168L194 169H198V172H200L199 171V168L197 167V166H199V164L200 163H202L203 162V160H201V161H199L198 163H196V165H192V164H195V160H193L192 158L193 157H188L189 159H185L184 157H182L181 159ZM200 158V157H199ZM114 159V158H113ZM134 159V158H133ZM133 159H132V161H133ZM148 160V161H150V162H148L147 161V163H150L151 164V162L152 161H154L153 159H151V160ZM219 158H217V160H218ZM95 160H97V159H95ZM108 160V159H107ZM109 160H110V158H109ZM108 160V161H109ZM128 160H126L124 163L126 164H128ZM156 161L154 162V163H156L157 162V159H155ZM159 160V159H158ZM192 160V161H191ZM170 161V160H169ZM110 162V161H109ZM138 162V161H137ZM137 162H135V163H137ZM140 161L138 162L139 163V165H140V163H141ZM158 162H163V161H158ZM174 162V161H173ZM178 162V161H177ZM108 163V162H107ZM111 163H112V166L114 165L113 164V162L111 161ZM116 163H120V161L118 162V161H116ZM134 162L132 163L131 162V164H132V166H134L133 164H135ZM147 163H143V165H144V167H143V169H145V168H148V169H150V170H147V169H145V171L147 170V172L148 171H150L151 172V170H152V165L154 164V163H152L151 164V167L149 168L148 167V165H147ZM161 163L159 164V165H161ZM180 162H178L177 164H179ZM182 163V162H181ZM181 163H180V165H181ZM223 163V162H222ZM123 164V163H122ZM126 164V165H127ZM130 164V163H129ZM168 164H172V163H168ZM168 164H166V165H168ZM176 164V163H175ZM176 164V165H177ZM183 164H184V162H183ZM203 164H205V163H203ZM109 165V164H108ZM120 165V164H119ZM135 165H137V164H135ZM142 165V166H143ZM147 165V166H146ZM206 165V164H205ZM118 166V165H117ZM123 166L125 167V165L123 164ZM129 166V165H128ZM127 166V167H128ZM146 166V167H145ZM155 167H156V169L158 168L159 170L161 169L159 166H157V164L156 165H154ZM165 166V165H164ZM168 166H170V165H168ZM183 166H185V165H183ZM194 166V167H193ZM209 166V167H208ZM217 166V167H216ZM224 168H223V167ZM120 167L121 168H124V167H122L121 165H120ZM139 167V166H138ZM138 167H136V168H138ZM185 167V168H186ZM102 168V167H101ZM115 168H116V166H115ZM126 168V167H125ZM129 168H131L132 169V171L133 170H135L136 168H135V166H134V168L135 169H133L132 167H129ZM141 168V167H140ZM140 168H138V169H136V170H140ZM168 168V167H167ZM183 168V167H182ZM127 169V168H126ZM130 169V170H131ZM143 169L141 168V172H139V175H140V173L141 174H145V176H143L142 175V179H141V181L143 180L144 182H143V184L146 186V188H148V184L149 185H151L152 183V185H159V180L161 179L164 183L166 182L165 180H163L164 178V176L163 175H160L159 176V174H158V170H157V172H153V171H155L156 169H154L152 172H153V174L155 175L156 173V177H157V175L159 176L158 178V182L157 183H155L154 184V182H156L155 181V178H153V176H152V174L150 175L151 177H152V179L151 180H149L146 176H148L149 177V174H150V172H148L147 173V175H146V173L145 172H143ZM187 169V168H186ZM192 170V171H194L195 173H196V171L195 170ZM113 170V169H112ZM115 170H117L118 171V168L117 169H115ZM120 170H122V169H120ZM125 170V169H124ZM128 170V169H127ZM169 170H171V172H172V168L171 169H169ZM191 170V169H190ZM189 170V171H190ZM110 171H111V168H110ZM131 171V172H132ZM187 171V170H186ZM189 171H187V172H189ZM191 171V172H192ZM223 171V172H222ZM108 172V171H107ZM126 172H129V170L128 171H126ZM126 172H125V174H126ZM135 172V171H134ZM133 172V173H134ZM151 172V173H152ZM132 173V174H133ZM161 173H162V169H161ZM167 173H168V170H167ZM190 173V172H189ZM193 173V172H192ZM192 173H190V174H192ZM209 173V174H208ZM211 173H213L212 175H211ZM216 173V174H217ZM232 173H234L233 174V176H232ZM0 174H2V173H0ZM119 174V173H118ZM131 174V175H132ZM137 173H135L134 174V176H136V178H137V176L138 175H136ZM162 174H164V173H162ZM175 174V173H174ZM199 174H201V173H199ZM204 174V176H202V177H204L205 179H207L206 181H208L207 183H211L212 181L210 180L211 178H209L210 176H207V175H205ZM231 174V175H230ZM235 174H237V175H235ZM116 175H117V173H116ZM127 175V174H126ZM130 175V174H129ZM130 175V176H131ZM168 176H169V174H167ZM176 175V174H175ZM194 175V174H193ZM202 175V174H201ZM217 175H219V174H217ZM217 175H214V176H217ZM2 176V175H1ZM0 176V177H1ZM161 176H163V177H161ZM168 176H167V178H168ZM186 176V175H185ZM205 176H207L208 178H209V180H210V182H209V180H208V178L207 177H205ZM221 176V175H220ZM224 176H226V177H224ZM140 177V176H139ZM138 177V178H139ZM150 181V183H147V185L145 184V180H147L146 178ZM177 178L178 177H180V176H176ZM187 177V176H186ZM190 177V176H189ZM191 177H192V175H191ZM217 177H219V176H217ZM236 177H235V179H236ZM6 178V177H5ZM141 178V177H140ZM145 178V179H144ZM166 178V179H167ZM174 178V177H173ZM193 178V177H192ZM171 179H172V176H171ZM183 180H184V178H182ZM181 179V180H182ZM212 179V180H213ZM245 179V180H244ZM2 180H4V181H6V182H4L3 181V183H2ZM132 180V179H131ZM131 180H130V182H131ZM137 180V179H136ZM154 180V182H152L151 183V181H153ZM161 180H160V182H161ZM175 180L178 182V180H179V178H178V180L175 178ZM180 180V181H181ZM186 180V179H185ZM189 180V179H188ZM214 180V181H215ZM225 180V179H224ZM223 180V181H224ZM233 180V179H232ZM12 181V182H11ZM149 181H147V182H149ZM216 181L215 182H212V184L214 183H216ZM234 181H237V180H234ZM10 182H11V184H10ZM22 182V183H21ZM140 182V181H139ZM167 182H168V179H167ZM170 182V181H169ZM168 182V183H169ZM182 182V181H181ZM184 182H187V184H188V181L186 180V181H184ZM6 183V184H5ZM173 183V182H172ZM179 183V182H178ZM177 183V184H178ZM195 183V182H194ZM198 183V182H197ZM196 183V185H199V183L197 184ZM229 183V182H228ZM181 184H183V183H181ZM186 184V183H185ZM190 184H192V183H190ZM190 184H188V185H190ZM24 185V183L22 184V188L24 187L23 186ZM142 185V184H141ZM143 185V186H144ZM150 186V188L151 189H153V186ZM164 185V184H163ZM166 185V188H164V191H165V189H167V188H169L170 187V185H171V182H170V185L169 184H165ZM164 185V186H165ZM169 185V186H168ZM179 185V184H178ZM195 185V184H194ZM208 185H210L211 186V184H208ZM216 185V184H215ZM214 185V186H215ZM219 185V184H218ZM261 185H263V186H261ZM144 186V187H145ZM168 186V187H167ZM181 186V185H180ZM179 186V187H180ZM183 186H185V185H183ZM220 186V187H221ZM2 187V186H1ZM18 187H20V189L18 188ZM160 187V186H159ZM175 187V186H174ZM174 187H172V188H174ZM185 187H187V185L185 186ZM143 188V187H142ZM158 188V187H157ZM176 188L177 187H175V190H176ZM191 188V187H190ZM189 188V190H191L192 188H193V186H192V188L190 189ZM194 188H196V187H194ZM198 188V187H197ZM215 188V187H214ZM171 188H169V192L170 191H172L174 194H173V196L175 195V191H173V189H171ZM183 189H184V187H183ZM198 189H200L201 190V188H198ZM27 189H25V191H26ZM154 190V189H153ZM162 190V192H164L163 191V186H162V188L160 187V191ZM168 190V189H167ZM180 191H181V189H179ZM184 190H186V189H184ZM197 190V189H196ZM215 190V189H214ZM22 191V192H21ZM28 191V190H27ZM144 191H148V189L146 190H144ZM192 191V190H191ZM193 191H195V189H193ZM213 190H211V192H212ZM143 192V191H142ZM150 192V190L148 191V193ZM155 192V191H154ZM153 192V193H154ZM166 192V191H165ZM165 192H164V194H165ZM176 192H177V190H176ZM179 192V191H178ZM198 194H196V195H199L200 196V194H199V192L198 191H196ZM196 192H193V193H196ZM234 194V195H236L235 197H233L232 195V193ZM168 193V192H167ZM171 193V192H170ZM180 193V192H179ZM179 193H178V195H177V193H176V195L179 197L180 195H179ZM201 193H203L202 191H201ZM212 193H214V192H212ZM212 193H210L211 195H212ZM215 193H217L216 191H215ZM220 193V192H219ZM221 193H224V192H221ZM226 193V192H225ZM143 194V193H142ZM172 194V193H171ZM171 194H169L170 196H167V194H166V196H167V198H170V200L175 204V202L176 201H173V200H175V199H177V198H175V196H174V198L175 199H171V197L173 198V196L171 195ZM226 194V195H227ZM156 195H160V193H156L155 194V196ZM202 196H201V198L202 199H204L203 198V196H205V195H203V194H201ZM215 196L216 195H219V194H214ZM221 195V194H220ZM219 195V196H220ZM8 196V195H7ZM6 196V197H7ZM143 196V195H142ZM141 196V198H143ZM163 196V195H162ZM199 196H197V197H199ZM222 196V195H221ZM151 197V196H150ZM181 197L184 199V197L181 195ZM181 197H179L180 199V201L182 202V198ZM196 197V198H197ZM217 197V196H216ZM226 197V196H225ZM228 197V198H229ZM15 198V199H16ZM144 198H146L147 199V197H144ZM159 199H161V197H158ZM222 198V197H221ZM231 198L230 199H227V200H230V202H232L233 203V201L231 200ZM235 198V199H234ZM194 199V198H193ZM198 199V198H197ZM249 199L250 200V202H252V201H254L255 200V202H258V203H249V204H247L248 203V201L247 200ZM164 199H162L161 201H163ZM167 200V202L169 201V199H166ZM166 200H165V202H164V204H167L166 203ZM192 200V199H191ZM209 200V199H208ZM207 200V201H208ZM220 200H223V199H220ZM220 200H218L219 202H221ZM226 200V199H225ZM246 200V201H245ZM252 200V201H251ZM143 201V200H142ZM145 201V200H144ZM146 201H148V200H146ZM154 201V200H153ZM171 201H170V203H171ZM178 201V200H177ZM193 201V200H192ZM195 201V200H194ZM201 201V200H200ZM206 201V200H205ZM204 201V202H205ZM217 201V202H218ZM179 202V201H178ZM177 202V203H178ZM186 202H187V200L186 199H184V202L183 203H185L186 204ZM216 202V201H215ZM236 202V201H235ZM247 202V203H246ZM146 203V202H145ZM147 203H149V202H147ZM155 203V202H154ZM169 203V202H168ZM173 203H172V205H173ZM210 203H211V201H210ZM34 204H36V203H34ZM185 204L183 205L182 203L180 204V202H179V206L180 205H182L183 206V208L184 207H186L185 206ZM251 204H253V205H251ZM254 204H256V205H254ZM258 204V205H257ZM152 205V204H151ZM169 205V204H168ZM176 205V204H175ZM186 205H188L187 206V208H189V209H191L190 207H189V203L188 204H186ZM179 206H175L176 207V209H178L179 208ZM209 206V205H208ZM33 207V206H32ZM128 207V206H127ZM196 207V206H195ZM182 208V209H183ZM33 209V208H32ZM263 209V210H262ZM33 211V210H32ZM179 211H181L180 209H179ZM184 211V210H183ZM190 211V210H189ZM46 212H48V211H46ZM182 212V211H181ZM186 212L188 213V210L186 209ZM208 212H210V211H208ZM35 213V212H34ZM179 213V212H178ZM183 213V212H182ZM181 213V214H182ZM185 213V212H184ZM190 213V212H189ZM186 214V213H185ZM184 214V215H185ZM191 214V213H190ZM192 214H195L196 215V217L194 216L193 218H191V220L193 219V220H195V218H196V220H198V219H202V223H203V221H204V223L205 224H207L206 222H211V220H210V215H209V213H206V212H204V210H199V209H194L193 210V213ZM46 215V214H45ZM183 215V216H184ZM211 215V216H212ZM188 216H191L192 217V215H189L188 214ZM56 217V216H55ZM185 217V219H186V217H187V215L186 216H184ZM199 217V218H198ZM219 217V218H218ZM51 218V217H50ZM189 218V217H188ZM217 218V219H216ZM184 219V218H183ZM187 220V219H186ZM191 220H190V222H191ZM195 220V222H197ZM52 221H53V223L54 224H56L57 222H56V220L54 219V218H52ZM140 221H142V219H141V217H140ZM146 221V220H145ZM198 221H200V220H198ZM149 222V221H148ZM52 223V224H53ZM188 223H189V221H188ZM201 223V224H202ZM143 224V223H142ZM141 224V225H142ZM191 224V223H190ZM195 223H193V225H194ZM196 224H198V222L196 223ZM199 224H200V222H199ZM205 224H203L204 225V227L205 228H207L206 230L208 231V232H206L205 230V233H209V231H210V233H211V231L213 230L212 229V227H211V225L213 224H211L210 225V229L208 230V227H206L205 226ZM216 224H218V225H220V226H215ZM57 225H58V223H57ZM193 225H191L193 228H194V226ZM142 226H144V224L142 225ZM190 226V225H189ZM197 226V225H196ZM200 226V225H199ZM55 227V226H54ZM191 227V229H193ZM57 228V230H58V227H56ZM197 228H198V226H197ZM204 228V229H205ZM190 229V230H191ZM195 229V228H194ZM193 229V231H195V230H197V229H195L194 230ZM200 228H198V230H199ZM33 230V229H32ZM56 230V229H55ZM189 230V231H190ZM198 230H197V232H198ZM218 230H220V229H218ZM218 232H220V231H218ZM187 233V232H186ZM199 236L200 235H202V233L200 232V230H199ZM209 233V234H210ZM216 233H217V231H216ZM215 234V231H214V233H213V235ZM220 234H222V233H220ZM236 236H235V235ZM56 235V234H55ZM160 235V234H159ZM187 235H189V232H188V234ZM186 235V236H187ZM191 235H193V234H190L189 236H187V239H188V241H190V237H191ZM195 235H197V234H194V238H196V239H193V243L195 242L194 240H197L198 238L197 237H199L198 235L195 237ZM211 235H212V233H211ZM212 235V236H213ZM216 235V234H215ZM215 235L213 236V237H211V241H213V239L212 238H214L215 237ZM234 235V236H233ZM208 236L209 235H207V240H209V238H208ZM253 236H255L254 238H253ZM258 236H261V235H258ZM166 237V236H165ZM189 237V238H188ZM202 237V236H201ZM201 237H199V239L196 241V245H197V243L199 242V240H200V242H199V244L200 245H202L201 247H200V245L198 244L197 246H199V247H197V248H195V250L194 251H196V250H199L200 252L199 253H197V255L199 256V258H200V260L202 261V264H221V263H223V264H225L224 262H228V263H230V264H264V250H263V252L262 253H260V252H258V250L256 251V250H254V249H252V247H251V249L250 248H248V247H246L245 249L242 247L241 248V246L239 247V249L241 248L242 249V251H243V249L244 250H246L247 251V253H248V251L251 253V251L252 250H254L255 252H252L251 254H249V257L248 258H246V257H244L245 259H242V258H240V253L237 251L236 253H237V255L235 254V255H233L234 254V252H232L231 251V253L230 252H223V250L221 249V247H219L222 251H219V250H217L216 249V247H217V245H216V241L219 239V238H217L216 239V237L214 238L215 239V241H213V242H215V243H211L212 245H215L216 247L214 248V247H212L211 246V244H208L207 243V241H205L206 239H203V238H201ZM204 237V236H203ZM222 237V236H221ZM240 237H238V239L240 238ZM203 239V242H202V240L201 239ZM240 238V239H241ZM261 238H262V236H261ZM160 239V238H159ZM256 240V241H254V240ZM259 237H258V243H260V244H263L264 243V241L262 240V239H260V241H262V243L261 242H259ZM162 240H163V238H162ZM220 241H223V240H225V239H223V240H221V239H219ZM243 240V241H244ZM174 241V240H173ZM178 241V240H177ZM187 241V242H188ZM238 241V240H237ZM242 241V240H241ZM246 242H250L249 241V239L248 240H245ZM174 242H176V241H174ZM187 242H184L185 244L184 245H187L188 246V244L189 243H187ZM206 242V243H205ZM219 242V241H218ZM236 242V241H235ZM181 243V242H180ZM209 243H210V241H209ZM221 244H223L224 246H225V242L224 243H222V242H220ZM228 243V242H227ZM226 243V244H227ZM230 243V242H229ZM228 243V245H229V248H231V247H235L236 246V244L238 243V242H236L235 243V245H234V243H233V245L234 246H231L230 247V244ZM245 243V242H244ZM255 243V244H256ZM156 244H161V241L160 240H157L156 241ZM173 244V243H172ZM172 244H170V245H172ZM175 244V245H174ZM172 246L175 248V247H177V248H179L180 247V245L179 244H177V243H174ZM181 244H183V243H181ZM192 244V243H191ZM179 247H178V246ZM190 245V244H189ZM192 245H195V243L194 244H192ZM192 245L191 246H188V247H190V248H194V247H192ZM242 245V244H241ZM172 246H169V247H172ZM183 246V245H182ZM220 246V245H219ZM227 246V245H226ZM239 246V245H238ZM185 247V246H184ZM174 248H172L173 250H174ZM182 250L184 249V248H182V247H180ZM179 248V249H180ZM199 248V249H198ZM178 249V250H179ZM180 249V250H181ZM186 249H188L189 250V248H187L186 247ZM224 249V248H223ZM248 249V250H247ZM26 250H24L25 251V253H26ZM187 250V251H188ZM251 250V251H250ZM175 252H176V250H174ZM240 252H241V250H239ZM179 252V251H178ZM184 252H185V250H184ZM183 252V253H184ZM189 253H190V251H188ZM193 252V251H192ZM258 253V255H257V253ZM256 255H255V254ZM260 253V254H259ZM185 254H187V252L185 253ZM191 254V253H190ZM190 254H188V256H190ZM239 254V255H238ZM245 254H246V252H245ZM25 255V254H24ZM192 255V254H191ZM195 255V254H194ZM193 255V256H194ZM181 256V255H180ZM183 256H185V255H183ZM187 256V255H186ZM187 256V257H188ZM246 256V255H245ZM241 257H243V256H241ZM190 257H188V259H189ZM193 257H191L190 259L191 260H196L197 258H196V256H194V258H196V259H192ZM198 258V259H199ZM186 259V258H185ZM189 259V260H190ZM182 260H183V258H182ZM190 260V261H191ZM90 261V260H89ZM156 261L157 262H162L163 264H177V262L179 263V260L177 259V257L176 256H173V255H168V256H165V255H163L161 252H158L157 253V256H156ZM185 261V260H184ZM198 261V260H197ZM197 261H195V263L197 262ZM185 263L187 264V261H185ZM192 263H193V261H192ZM191 263V264H192ZM198 263V262H197ZM22 264H26V262L25 261H23V263ZM182 264V263H181ZM184 264V263H183ZM194 264V263H193Z\"/></svg>",
	"mask_w": 264,
	"mask_h": 264
}]
</instances>
